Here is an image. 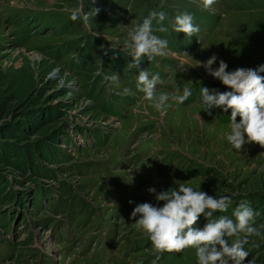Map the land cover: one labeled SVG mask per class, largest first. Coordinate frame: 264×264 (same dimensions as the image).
<instances>
[{"label":"rangeland","instance_id":"obj_1","mask_svg":"<svg viewBox=\"0 0 264 264\" xmlns=\"http://www.w3.org/2000/svg\"><path fill=\"white\" fill-rule=\"evenodd\" d=\"M151 11L168 15V32L152 24L168 47L129 70L128 33ZM181 13L194 36L171 30ZM212 55L213 69L264 64V0H0V264H198L192 247L157 261L130 218L137 204L163 205L147 189L180 183L231 197L212 219L235 220L241 202L259 212L242 264H264V148L233 149L231 109L204 108L201 87L231 90L197 66ZM140 70L159 73L157 97L192 95L158 110L136 88Z\"/></svg>","mask_w":264,"mask_h":264},{"label":"clouds","instance_id":"obj_2","mask_svg":"<svg viewBox=\"0 0 264 264\" xmlns=\"http://www.w3.org/2000/svg\"><path fill=\"white\" fill-rule=\"evenodd\" d=\"M215 0H202V7L210 8ZM99 9H95L98 12ZM70 19H78V13L72 12ZM168 19L164 11H151L132 31L128 33L129 42L126 47L132 58L128 63L129 70L137 68L141 58L151 60L155 56L164 55L168 47V41L153 34V21L160 27L157 31L168 32L169 28L163 26ZM171 30L175 33H183L192 37L199 32V25L194 24V17L190 13H181L169 21ZM187 54V53H185ZM188 55V54H187ZM217 56L212 55L206 62H199L211 77L219 80L230 91L217 92L207 87L200 88L202 103L206 111L213 108H221L227 112L231 109L229 117L230 133L227 141L233 149L240 151L246 143L258 144L264 148V64L255 69L237 68L234 71H226L228 65L220 60L218 67L212 65L217 61ZM109 79L118 81L119 76L112 74ZM162 83L159 73L152 74L146 70H140L136 80V88L144 93V99L152 102L153 107L162 109L169 99L177 104H183L192 95L190 88H183L182 94L177 89L175 94L162 93L155 95L157 84ZM239 117V122H237ZM150 194H155L156 201H163L162 206H154L151 203L137 204L130 218L135 220L136 227L143 230L149 238L156 260L161 258L164 252L181 251L186 247L196 249L198 264H235L242 262L249 256V252L243 247L247 243L248 235H259V231L253 225L259 212L254 211L247 202H241L232 212L235 220L228 216H220L212 219L216 211L224 212L230 207L231 197L222 196L216 198L209 196L202 190L180 183L177 187L156 193L155 188H149ZM129 203H133L129 201ZM203 214L207 223L202 229L195 225ZM246 233L243 240H236L231 245L226 236H234L237 233ZM228 257V260H225ZM155 264V261L153 262Z\"/></svg>","mask_w":264,"mask_h":264}]
</instances>
